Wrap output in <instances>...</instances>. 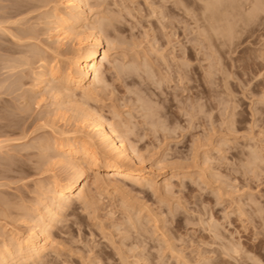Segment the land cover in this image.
<instances>
[{"label": "rangeland", "instance_id": "1", "mask_svg": "<svg viewBox=\"0 0 264 264\" xmlns=\"http://www.w3.org/2000/svg\"><path fill=\"white\" fill-rule=\"evenodd\" d=\"M260 1H248L253 5L237 1L238 5L227 9L234 22L233 31L241 32L237 33L239 40H234L236 47L235 42L231 46L220 44L221 36L204 43L190 32L186 34L189 18L183 10L191 9L189 0H170L167 4L155 0L156 11L150 21L155 33L154 54L167 58L170 40L179 41L175 59L187 65L184 72L188 81L180 88L174 83L163 89L170 98L165 115H170L157 136L161 147L151 137L142 143L137 141V135L149 131L147 127L136 128L133 135L125 137V132L133 131L131 124H143V119L133 112L130 124L129 118L122 115V89H118L114 106L108 107L104 106L99 86L90 100L83 102L77 93L72 97L60 95L61 112L50 92L56 82L39 86L35 81L42 67L55 58L64 70L73 50L89 46L84 35L91 30L98 34L94 31L100 23L95 0H87L84 17L90 26L85 24L80 30L85 33L80 37L83 45L69 40L59 49L51 30L54 20L48 15L56 7L61 13L66 11L65 0H0V30L4 31H0V47L4 50H0V85H4L0 88V115L5 116H0V141L7 143L0 150V245L11 233H25L36 224L40 210L51 200L47 192L50 182L59 177L66 184L70 179L71 170L57 163L54 142L68 130L75 131L77 140H84L86 135L95 137L85 127L89 124L85 113L89 111L114 125L128 146L136 144L135 154L141 168L149 172V181H105L100 170L96 180L95 173L86 172L78 187L85 199L74 201L59 216L58 223L51 224L53 250L42 264H264V187L259 181L246 182L236 176L233 189L228 161L236 153L215 162L216 153L208 147L215 141L209 137L206 143L201 121L190 119L203 101L206 110L209 103L212 110L219 109L214 115L218 123L225 111L232 112L238 131H243L253 118L257 124L264 122V0ZM139 6L146 15H153L144 0ZM109 35L116 43L130 39ZM209 44L215 55L208 51ZM104 78L111 83L110 75ZM143 115H148L147 104ZM176 128L180 131L173 134L171 130ZM165 135L169 136L166 144ZM204 188L209 190L202 191ZM215 188L220 189V196L213 194ZM230 193L238 207L225 199ZM230 208L234 214L225 221Z\"/></svg>", "mask_w": 264, "mask_h": 264}, {"label": "clouds", "instance_id": "2", "mask_svg": "<svg viewBox=\"0 0 264 264\" xmlns=\"http://www.w3.org/2000/svg\"><path fill=\"white\" fill-rule=\"evenodd\" d=\"M169 2L170 0H160L161 4ZM234 2L235 0H189L191 9L186 10L189 18V24L185 25L186 34L190 32L204 43H209L215 37L230 33L234 22L231 21L227 9ZM144 3L152 9L153 15L145 14L139 6L140 0H95L100 21L94 28V31H98L97 43L103 41L108 45V51L96 70L102 84L98 91L103 97L104 106L108 107L114 106L112 102L120 94L118 89H122L125 98L120 103L122 115L129 118L130 124L133 112L143 119V124H131L133 131L125 132V137L133 135L136 128L147 127L149 131L137 135V141L142 143L151 137L163 147L157 136L164 130L170 115H165L170 98L163 89L170 88L174 83L177 88L188 83L184 72L187 65L175 59L176 48L179 46L177 40H170L166 49L167 58L158 53L154 54L155 33L150 21L156 11L155 0H144ZM145 23L149 24L147 28L143 27ZM109 33L120 37L128 36L130 39L116 43ZM208 51L212 52L210 44ZM212 55L215 53L212 52ZM109 75L112 77L111 83H105L103 77ZM173 76L178 77V80H174ZM148 96H151L152 100H147ZM145 104L148 109L147 116L143 115ZM197 108L194 114H190V119L201 121L200 126L204 129L203 139L206 143L209 137L215 141L214 144L208 145L211 151L216 153L215 162L226 160L232 153H236L231 161H228L233 176V180L229 181L230 186L234 189V177L242 176L246 182L259 181L260 186L264 187V122L257 124L253 118V122L243 131H238L232 112L225 111L224 118L218 123L214 120V115L219 109L212 110L211 103L208 110L205 109L203 101L199 102ZM176 131L180 129L171 130L173 134ZM168 140L169 136L165 135L163 142L166 144ZM132 148L135 151L136 144H132ZM181 187L183 188V185ZM213 194L220 196V189L215 188ZM225 199L232 207H238L231 200V193ZM207 208L205 205L206 211ZM231 214L234 213L230 208L225 214V221Z\"/></svg>", "mask_w": 264, "mask_h": 264}, {"label": "bare ground", "instance_id": "3", "mask_svg": "<svg viewBox=\"0 0 264 264\" xmlns=\"http://www.w3.org/2000/svg\"><path fill=\"white\" fill-rule=\"evenodd\" d=\"M237 1L242 2V0H235V2L233 4H235ZM246 1H247V3L251 2V1H253V3H254L255 0H245V2ZM256 1H259V0H256ZM261 1H263V0H261ZM183 2H186V0H183ZM64 3H65L66 11L61 13L62 11H59L58 8L56 7L57 9L54 8L53 11H51L52 13L48 15L49 18H52L54 20L50 24L53 25L51 30H52V34H54L53 37H55L56 40L58 41V42L56 41L58 43V49H59V46L65 45V43L69 40L70 41L71 40L72 41L77 40L76 43L78 45L82 44V41H84V40L80 39V37H81V35L83 36V34H85V33L81 32L80 30L85 24L88 25V23H87L88 21H86V19H88V18L84 17V15L86 14V11H87L86 10L87 0H65ZM251 3H249V5H253ZM256 3L257 2H255L254 4H256ZM181 4L183 6H186V5H184L185 3L184 4L181 3ZM233 7H235V6H233ZM29 9H31V8H29ZM183 12L185 13L186 10H183ZM152 13H153V11H152ZM161 13H158V15H160V17H161ZM168 13H169V11H168ZM249 13H251V12H249ZM162 15H164V14H162ZM176 15H178V14H176ZM39 16L41 17V15H39ZM243 17H244V15H243ZM161 20H160V22H161ZM44 21H46V20H44ZM15 22H17V21H15ZM89 26L90 25H88V27ZM233 26H234V23H233ZM29 29H31V28H29ZM83 29H84V27H83ZM233 29H234V27L231 29L230 33H225V34L221 35L220 39H222V40H220V41H222L223 43H220V44H222V45H229L230 44V46H231V43L235 42V45H236V41H234V40H236L238 38V35L241 32L239 31V33H238V31L237 32L233 31ZM34 30L35 29L33 28V31ZM0 31H3V30L1 29ZM88 31H90V29ZM237 33H238V35H237ZM32 34H36V33L33 32ZM14 35L16 36V34H14ZM84 36L86 37L85 41L89 40V46L86 48H80L79 47L78 49H75V51L73 50L71 53L72 54L71 57L68 59L67 67L64 70H62V68L60 67L59 62H57V61L55 62V59H56L55 58L53 63L45 64L46 62L45 63L43 62L45 65L43 66V63H42L43 67H42L41 72L39 71V73H37V74L35 73L36 74L35 77H37L35 81L37 82V84H39V86H40V84L42 86H47L50 83L52 84V82H56V84L52 86V90H50V92H52L53 96L56 97L55 98V100H56L55 104L57 105L56 108L58 111L61 110V112L63 110V108H62L63 105L62 104H61L62 106L60 105V100H61V99L59 100L60 95H65L67 97H72V96L77 95V98L79 96H80L79 99L83 98L82 99V102H83V100L85 101L87 98L89 99V96L94 93L96 87H98V86L102 87V84L100 82V77L97 75L96 70L100 67V64H101V61H102L104 54L108 51V45L103 41H101L100 43H97L98 34L93 33L92 30H91V32L87 33ZM28 38H29V36H28ZM33 38H34V36H33ZM21 40H23V38ZM237 40H239V39H237ZM105 44H106V49L104 48ZM241 44L242 43H240V45ZM237 46L238 45H236V47ZM262 47H263V45H262ZM263 49H264V47H263ZM0 50H3V49L1 48ZM36 50H33V48H32V51H34V53L37 52ZM259 51L260 50H258V52ZM254 53H256V52H254ZM36 54H38V52L35 53V55ZM56 55H57V53H56ZM6 64L8 65V63H6ZM6 64H4V66ZM9 64L11 65L12 62ZM13 64H15V63H13ZM249 66H251V65H249ZM14 68H15V66H14ZM8 69H10V68H8ZM11 69L13 71V68H11ZM7 70L5 69V71H7ZM9 71H11V70H9ZM3 73H4V71H3ZM103 80L105 82L104 77H103ZM12 84H14V83H12ZM3 86L4 85H0V88H3ZM9 88H10V86H9ZM4 107H5V105H4ZM74 108H76V106ZM18 110H20V109H18ZM95 114H96V112H95ZM95 114H93L89 111H86V113H85V120L88 121L86 123L87 124L89 123L85 127L88 130H90L89 132L95 133V135H96L95 137H91L89 135H86L85 137L82 136L83 138H85L84 140H80V139L77 140L73 136L75 131L69 132V130H68L67 132H61L60 136H59L60 139L57 142H54V149L57 153V156H56L57 163L62 165L66 169L71 170L70 179L66 182V184H63L61 182V180L59 179V177L55 178V179L53 178L54 180L52 182H50L48 191L46 189V191L51 196V200H49V205L46 208H42L40 210L38 220L36 219L37 221L36 222L34 221L36 224L29 226V229L25 233H19V232L11 233V235L3 241V243L0 245V264H42L44 259H47L46 256L49 254L48 252L53 250V244H52L53 241L51 240L52 239L51 238L52 225L55 224L54 222L58 223L59 216H61L63 214V212L74 201H84V199H85L83 196L84 193L79 191L78 187L81 184V182H83V180L86 178V172L95 173L94 178L96 180H97V176H99L97 174L100 170V171H102V178L103 179L105 178V181H106V179H107V181H110V180L111 181H117L118 179L121 180L124 177H127V179H124V180H131V181H135V182L137 181V183L139 181L141 183L143 181H145V182L149 181V179H148L149 178V172H147L141 168L140 162L138 160L139 157H137V155L135 154V151L124 142L123 138H121V136L119 135L115 126L106 123L105 120L103 119V117L100 118V117L96 116ZM0 116H2V115H0ZM2 117L4 118L5 116H2ZM6 118L4 120H6ZM121 124H124V123H121ZM39 127H41V126H39ZM4 128H5V126H4ZM124 128H126V127H124ZM81 133H82V131H81ZM6 135L7 134H5L4 136L6 137ZM5 140H7V139H5ZM4 142L5 141H0V150L3 148ZM5 202L6 201H4V203ZM2 204L3 203H1V205ZM3 217H5V216H3ZM52 223H54V224H52ZM234 249H232V250H234ZM237 251L238 250L234 251V253H236Z\"/></svg>", "mask_w": 264, "mask_h": 264}]
</instances>
